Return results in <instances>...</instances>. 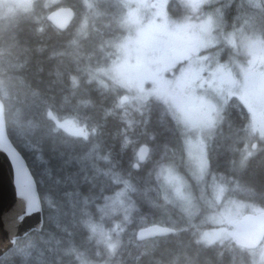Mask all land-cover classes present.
I'll list each match as a JSON object with an SVG mask.
<instances>
[{"label":"trees","instance_id":"obj_1","mask_svg":"<svg viewBox=\"0 0 264 264\" xmlns=\"http://www.w3.org/2000/svg\"><path fill=\"white\" fill-rule=\"evenodd\" d=\"M115 2L32 0L11 16H0V99L7 134L34 178L43 217L41 229L17 239L0 264H223L225 254L248 255L233 238L207 244L202 235L220 227L212 208L221 212L228 197L247 204L245 213L264 210V142L252 144L247 154L243 142L234 152L232 132L245 133L251 120L232 121L238 128L227 126L209 148L210 171L198 179L187 174L193 189L207 190L204 200H217L222 191L216 206L200 203L197 213L181 211L173 195L167 199L168 189L159 192L153 168L160 162V168L167 166L165 155L170 156L159 140L165 137V108L156 98L128 111L121 107L125 90L109 74L115 54L107 43L111 37L119 40ZM60 6L76 12L64 32L47 20ZM236 114L249 117L245 109ZM65 120L82 133L62 127ZM144 146L154 161L141 164ZM142 189L157 191L160 204L171 207L169 227L176 231L139 242L142 218L154 216L139 209L129 219L127 239H117L114 250L105 233L120 227L103 215L116 207L123 191L132 194L131 204H140L134 193Z\"/></svg>","mask_w":264,"mask_h":264},{"label":"rangeland","instance_id":"obj_2","mask_svg":"<svg viewBox=\"0 0 264 264\" xmlns=\"http://www.w3.org/2000/svg\"><path fill=\"white\" fill-rule=\"evenodd\" d=\"M31 1L0 0V16H11L16 10L24 8ZM58 1L60 0H50L52 3ZM187 1L190 4L198 5L201 4L202 0ZM146 4L145 0H123V6L126 8L124 14L125 27L129 29L135 38L133 41L127 40V42H122L114 37L108 39V46L115 54V63L111 64L109 74L112 80L125 90L123 95L127 98V101L123 104L121 103L124 111L138 108L143 99L156 98L161 101L167 100V102L175 105L178 114L188 125L195 123L193 126L195 128L194 136L186 140V148L187 158L191 166L189 168L190 175L192 178L198 179V176L200 177V165L198 163L207 165L205 148L212 141L211 138L214 135L224 134L227 126H237L232 122L227 123L224 121L216 123L215 127L202 126L201 119H203L206 112L209 113L211 110L216 109L219 105L218 101H222L219 103L227 101L229 91L236 93L238 96L237 100L248 109L251 120L249 124L244 125L245 133L232 132L233 151L235 152L239 145L244 142V153L247 154L252 151V144L264 142V43L262 40H252L264 33V22L261 23L257 19H251L248 24L234 29V32H230V39L236 41L233 43L228 42L227 45L225 43L223 45L220 44L218 30L222 31L223 18L216 12L211 14V19L204 20L197 25L200 32L203 29L205 31L204 37L201 36L202 46L200 47L209 54L211 66L216 64L218 60L228 57L238 56V58H244L240 60L241 63L234 62L232 64L231 61L228 62L230 69L234 70L235 68L236 84L235 77L230 73V70L223 71L219 66H216L212 70L214 83L209 85L205 94H197L194 92V87L198 84L203 86L205 68L202 64L194 66L198 65L197 63L200 59L191 58L190 53L196 50V44H199V37L194 38L196 43L190 44L188 40L193 38L184 37L185 26L178 25L171 30L165 22H156L155 8L154 15H152V11ZM95 15L97 16L98 13ZM147 20L148 22H146ZM142 23L143 27H140ZM183 61L185 64L180 65L178 73L174 75L177 77L174 80L166 78L165 74L170 73L171 66ZM212 89L215 93H212ZM203 105L206 107L205 114L198 116L194 114L195 112L189 113V107L196 108ZM220 116L218 112L217 117ZM61 125L68 130H73L75 134L80 135L82 133L80 129L72 127V121L65 120L61 122ZM237 128L235 127L234 129ZM152 157L153 153L149 156L148 162L154 161ZM154 157L155 159L158 158L160 162L159 153L154 155ZM159 166L160 163L153 168V171L158 172L157 178L160 177V179L153 177L158 182L159 192L164 194L166 193L164 191L168 189L167 199L170 201V194L173 195L174 203H178V206H180L179 210L182 211L186 207V209L188 208L190 211L197 213L201 210L200 203L212 206L222 203L221 200L224 198L222 197V191H220L217 200L212 199V197L209 199L205 197L206 200H204L207 190L205 188L193 189L195 181L192 182L186 176L181 175L171 162L167 166L161 168ZM211 180L214 179L211 177ZM199 186L197 185V187ZM157 194V191H154L153 194L147 193L143 189L136 191L134 195L140 197L141 203L134 205L129 201L132 194L124 191L119 193L116 207L109 209L108 214L103 215L105 220L116 219L114 222L116 226L120 227L118 231L115 228L106 230L105 234L107 240L112 242V249L115 250L116 244L114 242L117 239H127L129 219L139 209L145 212L150 211L154 215L150 220H147L146 217L142 218V228L149 224L152 225V223L160 226H172V218L169 215L171 207L160 204ZM197 195L201 197L200 202L195 201ZM228 198L225 208L221 212H217L215 207L212 208V211L214 210V213L217 214V218L214 221L220 227L210 229L209 233L202 235V239L207 244L223 243L232 239L235 223L245 214L244 210H246L247 204L239 201L240 199L238 198ZM262 211L260 208L248 210V212L255 214H259ZM119 218H124L126 223L124 225L119 224L117 222ZM166 249L165 247L163 250L165 251ZM248 251V255L245 256L237 252L230 255L225 254L221 258V262L223 264H264V242L258 250ZM170 259L175 262L174 258Z\"/></svg>","mask_w":264,"mask_h":264},{"label":"flooded vegetation","instance_id":"obj_3","mask_svg":"<svg viewBox=\"0 0 264 264\" xmlns=\"http://www.w3.org/2000/svg\"><path fill=\"white\" fill-rule=\"evenodd\" d=\"M118 4V6L113 5V10L118 16V28H117V37L122 42L133 41L135 38L132 36L131 32L127 27H125V21H124V14L126 12V8L122 7L123 0H115ZM146 6L149 7V9L152 11V15H154V8H155V19L156 22H165L167 24V27L171 30H173L175 27L179 26H185V32L183 33L184 37H188V40L190 44L196 43L194 38L199 37V44H196V50L192 51L191 58H199L200 61L197 63L199 66L202 64L204 66V73H203V79L204 82L202 85H197L194 87V92L197 94H205L206 89L209 88V85L214 83V78L212 74V70L216 68V66H219L223 71L224 70H230V73L235 77V68L230 69V66L228 65V62L231 61L232 64L234 62L241 63L240 60H243L244 58H238V56L234 57H228L224 59L218 60V62L214 65H210L209 61V54H207L204 50L201 49L200 46H202V37H204L205 31L204 29L200 32V30L197 28V25L202 23V21L211 19V14L216 12L221 18H223V26L222 31L218 30L219 36H220V44H226L228 42L233 43L236 40L230 39V32H234V29L239 28L240 26H244L248 24L251 19L258 20L259 22H264V0H202L201 4L193 5L190 4L187 0H145ZM151 15V16H152ZM148 22V20L146 21ZM145 22V23H146ZM140 27H143V23ZM203 34V35H202ZM252 40H262L264 43V33L256 36ZM206 41V40H205ZM208 43V41H207ZM209 44V43H208ZM189 58V59H191ZM187 59V60H189ZM246 60V59H245ZM186 62V60H185ZM185 62H179L176 64H173L171 66V71L169 70V74H165L166 78L169 79H175L177 76H174L178 73L180 69V65L185 64ZM205 62V63H203ZM174 72V70H176ZM168 71V70H167ZM256 72V70H254ZM174 77V78H173ZM236 77H235V84H236ZM216 84H218L216 82ZM238 88L237 86H235ZM212 93H215V91L212 89ZM237 91V90H235ZM188 94V93H187ZM189 95V94H188ZM191 95V94H190ZM228 100L224 103H219L222 101H218L219 104L216 109L211 110L209 113L206 112V107L200 106V107H189V113L197 114L198 116H201L205 114L202 121V126L206 127L213 126L215 127L216 123L220 121H224L227 123H231L232 121H238L243 122L246 121L245 119L249 117H246L244 115H238L236 113H239L242 111V109H245L248 113V109L243 105L241 102L237 100L238 96L235 92L229 91L227 94ZM213 100V99H211ZM162 105L165 109H163V115L166 117V121L164 122V134L165 137L159 138L160 142L165 145V149L167 154L170 156H167V162L166 164L170 163L176 166V169L178 172L181 173V175H184L187 177V174H190L189 168L190 163L188 161V153L186 148V140L193 138L195 128H193L194 124L188 125L182 117L178 114L175 105H173L170 102H167V100L162 101ZM235 110V111H234ZM225 111H228L231 115L229 117H226L224 115ZM221 115L220 117H217V114ZM249 114V113H248ZM209 116V117H207ZM217 136L214 135L211 138V142L208 143L206 149V157H207V165L205 164H199L200 165V172L201 174H206L210 171L211 165L209 160V148L213 146V143L217 142ZM129 139V142L132 143V140ZM254 146L256 144H253ZM256 148V146H255ZM149 154V151H148ZM147 154V157L149 156ZM161 160L162 155L159 153ZM164 156V157H165ZM160 160V161H161ZM171 160V161H170ZM170 161V162H169ZM162 162H160L161 164ZM186 174V175H185ZM209 233L206 231L203 234ZM172 234V233H171ZM169 235V234H168ZM167 235H164V237ZM163 237V236H158Z\"/></svg>","mask_w":264,"mask_h":264},{"label":"water","instance_id":"obj_4","mask_svg":"<svg viewBox=\"0 0 264 264\" xmlns=\"http://www.w3.org/2000/svg\"><path fill=\"white\" fill-rule=\"evenodd\" d=\"M76 12L68 6L55 8L47 20L60 31H66L74 22ZM122 103L127 101L122 98ZM5 108L0 99V257L15 241L33 230H40L43 217L36 184L21 154L12 144L6 129ZM148 147L142 148L139 161L147 158ZM163 226H150L137 233L143 241L174 232ZM232 238L245 250H256L264 242V211L247 213L235 223Z\"/></svg>","mask_w":264,"mask_h":264},{"label":"bare ground","instance_id":"obj_5","mask_svg":"<svg viewBox=\"0 0 264 264\" xmlns=\"http://www.w3.org/2000/svg\"><path fill=\"white\" fill-rule=\"evenodd\" d=\"M168 157H169V156H168ZM148 159H149V158H148ZM148 159H147L146 161H148ZM250 159H251V158H250ZM146 161H145V162H146ZM145 162H142L141 164H143V163H145ZM138 167H139V164H136L134 168L138 169ZM229 177H230V176H229ZM130 235H131V234H130ZM131 239H132V238H131ZM131 239H130V240H131ZM130 243H132V242H130ZM12 247H13V246H12ZM12 247H11V248H12ZM11 248H10V249H11ZM10 249H9V250H10ZM9 250H8V251H9ZM8 251H7V252H8ZM122 254H123V253H122Z\"/></svg>","mask_w":264,"mask_h":264}]
</instances>
